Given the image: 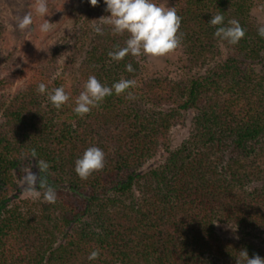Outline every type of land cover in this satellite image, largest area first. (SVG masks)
Returning <instances> with one entry per match:
<instances>
[{
	"label": "trees",
	"instance_id": "16d2710c",
	"mask_svg": "<svg viewBox=\"0 0 264 264\" xmlns=\"http://www.w3.org/2000/svg\"><path fill=\"white\" fill-rule=\"evenodd\" d=\"M19 1L26 5H16V30L33 2ZM261 4L176 0L180 46L193 67L206 68L179 80L146 76L139 56L112 61L108 52L123 47L127 34L113 35L108 25L103 35L94 27L85 41L77 37L75 54L55 42L13 71L0 18V264H237L244 249L264 258V38L252 17ZM216 14L226 26L238 21L244 38L231 45L215 37L208 21ZM40 19L33 16L32 29ZM91 75L108 86L134 80L135 99L113 93L77 116L75 99ZM41 82L48 92L63 86L69 102L53 107L37 91ZM190 111L189 135L171 149L172 129ZM91 146L104 151L105 167L83 180L75 161ZM25 169L41 194L34 214L16 201ZM48 187L54 204L43 199ZM217 223L235 236H221ZM96 249L100 257L89 261Z\"/></svg>",
	"mask_w": 264,
	"mask_h": 264
},
{
	"label": "clouds",
	"instance_id": "9594fccd",
	"mask_svg": "<svg viewBox=\"0 0 264 264\" xmlns=\"http://www.w3.org/2000/svg\"><path fill=\"white\" fill-rule=\"evenodd\" d=\"M101 0H88L92 6H97ZM105 10L110 15L103 16L100 24L95 26V32L99 35L104 34L102 25L111 27L113 35L127 34L124 46H117L108 52L112 61H121L126 55L162 57L175 51L181 43L179 30L182 17L178 15L174 7H162L158 0H103ZM43 18L39 24V31L49 33L52 23L46 19L50 16L48 0H35L34 8L24 16L18 18L16 27L21 31H31L34 25L33 16ZM208 23L216 28L213 35L220 40L227 41L231 45L237 44L245 36V30L238 21L232 20L225 25V18L222 14L211 15ZM258 35L264 38V27L258 29ZM125 70L133 72L132 64H126ZM136 82L131 79H121L114 82L111 86L102 84L94 75L88 77L84 91L75 99L73 112L83 118L89 114L93 108H98L106 97L115 93L117 96L127 93L128 99H135L132 92ZM40 94H46L49 102L56 109H61L69 102V94L63 86L54 88L51 92L47 91V85L43 82L37 86ZM105 167V153L96 146L88 147L82 156L75 161V172L83 180H86L94 172L100 171ZM30 195L39 197L40 192L34 191V181L26 179ZM43 199L47 203L56 202L55 189L48 187L43 193ZM100 257L98 249L92 250L88 255L89 261L97 260ZM237 264H264V258L259 255L249 257L246 249L239 252Z\"/></svg>",
	"mask_w": 264,
	"mask_h": 264
},
{
	"label": "rangeland",
	"instance_id": "374dc122",
	"mask_svg": "<svg viewBox=\"0 0 264 264\" xmlns=\"http://www.w3.org/2000/svg\"><path fill=\"white\" fill-rule=\"evenodd\" d=\"M17 3L15 4L14 3ZM0 0V18L5 20L7 31L4 35L3 48L14 52V68L13 71L19 70L27 63L34 64L37 60L43 57L48 50V48L55 42L63 44L66 48H71L70 53H77L72 48V44L77 37L86 40L87 35H90L91 30L100 22L103 16L110 15L109 12L105 10V6L86 7L85 2L81 0H53L48 6L50 10V16H46V19L52 23V29L49 33L45 34L39 31V24L43 22L40 19V23L36 28L31 31L16 30L11 24V18H16L17 16V6H24L26 2H21L19 0ZM32 4L28 6L30 11L33 10L35 0H32ZM176 0H158L162 7H172ZM21 14V13H19ZM39 17V16H38ZM253 21L256 26L264 27V4H261L254 8L252 11ZM41 18V17H39ZM43 19V18H42ZM16 30V34L14 33ZM76 37V38H74ZM88 40V39H87ZM68 46V47H67ZM78 56V55H77ZM81 56L75 58V63L73 62L71 69L74 71L78 63L80 62ZM140 62L143 67L144 74L146 76L161 75L166 76L173 80L186 79L192 75H199L206 71L204 67H193L186 59L184 50L179 46L175 51L162 56V57H152V56H139ZM6 73L5 71L3 72ZM21 81H17L15 86H17ZM195 112L190 111L184 114L183 123L178 124L172 129L171 133V149H176L180 146L182 141L186 139L189 135L192 121L194 119ZM1 122V117H0ZM160 157L149 161L144 168L147 169L150 166L155 165L159 162ZM32 179L35 181V176L32 170L25 169L22 173L21 179L17 181V186L19 187L18 199H16L17 204L22 207L24 212L34 214L37 203L41 200V194L39 197H33L30 195L28 186L25 184L26 179ZM34 191H38L33 188ZM217 232L223 236H235L234 229L226 224L217 223Z\"/></svg>",
	"mask_w": 264,
	"mask_h": 264
}]
</instances>
